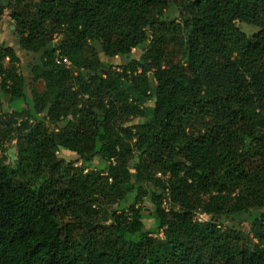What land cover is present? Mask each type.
I'll use <instances>...</instances> for the list:
<instances>
[{
  "label": "trees",
  "instance_id": "obj_1",
  "mask_svg": "<svg viewBox=\"0 0 264 264\" xmlns=\"http://www.w3.org/2000/svg\"><path fill=\"white\" fill-rule=\"evenodd\" d=\"M5 9L35 62L0 44V264H264V0Z\"/></svg>",
  "mask_w": 264,
  "mask_h": 264
},
{
  "label": "rangeland",
  "instance_id": "obj_2",
  "mask_svg": "<svg viewBox=\"0 0 264 264\" xmlns=\"http://www.w3.org/2000/svg\"><path fill=\"white\" fill-rule=\"evenodd\" d=\"M34 1H38V0H34ZM35 5L37 6V2L35 3ZM9 14H10V11L5 9L3 11V14L0 15V44L5 45L7 47H10L14 50V52L16 53V55L20 59V66L18 67V69L30 80V77H28L29 71L25 67L29 66L28 62H35V60L32 59V57L28 53H24L19 48L18 40L14 34V24H13V21L10 19ZM235 25L241 32H243L247 36H251L256 31H258L257 28L252 27V26H248V25L243 24V23L236 22ZM56 39H57V37H54V41H56ZM141 54L142 53L140 50H136V51H133L132 56L134 59H139L141 57ZM99 56H100V59L104 63H106L112 67H115V68H117L121 64H124V59L121 57H115L113 59H108V58L104 57L102 54H99ZM171 59L173 61V60H175V57H173L171 54H168L164 60V63L171 61ZM34 87L36 88V91L40 92L43 89V84L38 83V84H35ZM0 103H1L2 112H7L9 110V106L13 103V101H11L8 97H2L1 93H0ZM24 108H25V106L23 104H21L20 109L23 110ZM136 122H137L136 119H132L130 121L131 124H134ZM15 156H16L15 148L9 149L7 151V157L9 159L10 164L12 162H14ZM56 156L58 159L64 160L65 162L70 163L74 166L80 165V161H79L78 157L73 153L66 152L63 150H59L57 152ZM144 202H145V206L147 208L145 211V215H146L147 211L150 210V208H149L148 200L146 199ZM164 205L166 206V204H164ZM144 225H145L144 226L145 229L154 227V223L151 220H144ZM242 226L246 230L249 229L247 222L242 223Z\"/></svg>",
  "mask_w": 264,
  "mask_h": 264
},
{
  "label": "built area",
  "instance_id": "obj_3",
  "mask_svg": "<svg viewBox=\"0 0 264 264\" xmlns=\"http://www.w3.org/2000/svg\"><path fill=\"white\" fill-rule=\"evenodd\" d=\"M64 62H65V64L67 65L66 60H64ZM11 142H12V144H14V143H15V140H12ZM111 161H112V160H111ZM193 220H195V221L201 223V222H203V221H206L207 218L204 217V216L201 215V214L195 213V215H194V217H193Z\"/></svg>",
  "mask_w": 264,
  "mask_h": 264
}]
</instances>
